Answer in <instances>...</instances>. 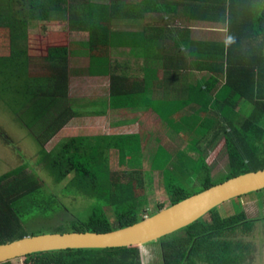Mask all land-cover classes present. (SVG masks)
Here are the masks:
<instances>
[{
  "label": "trees",
  "instance_id": "16d2710c",
  "mask_svg": "<svg viewBox=\"0 0 264 264\" xmlns=\"http://www.w3.org/2000/svg\"><path fill=\"white\" fill-rule=\"evenodd\" d=\"M128 6L127 1L108 5L90 0H0V25H5L8 37L7 53L0 54V97L6 99L15 119L33 137L38 147L37 162L52 175L54 183L73 173L65 191L96 199L86 219L71 217L63 221L71 223L70 231L104 232L143 218L147 193L133 186V181L141 186L142 179L137 176L140 171H114L108 157L109 150L116 149L119 165L138 168L143 155L141 139L139 133L72 136L61 139L50 150L44 147L70 116L78 114V108L61 105L68 89V46L49 45L43 55H34L30 48L32 39L26 32L32 19L51 20L52 14L67 11L71 29L90 32L88 69H79V73L96 72L94 68L102 63L96 49L103 41L108 45L133 44V33L112 30L111 23L127 21L134 10L170 13L181 8L190 18L222 24L225 41L211 46L198 39L193 40L195 45L191 42L195 53L209 59L202 60L208 62H202L199 68L208 70L210 75L203 82L190 85L185 101L149 97L133 86L125 87L123 77L112 74L108 106L145 105L166 122H172L182 108L194 110L181 114L177 126H173L177 132L184 126L188 128L191 145L178 154L172 163L174 170L168 168L174 155L171 151L159 146L153 152L150 169L162 174L169 204L193 194L180 182L177 172L196 174L201 190L217 183L212 180L206 155L219 137L224 140L228 157V172L220 182L264 167V0H140L132 5V11ZM156 30L153 35L158 39L162 35ZM188 40L184 34L181 42L193 47ZM35 59H41L36 63L44 70L42 75L31 71ZM10 100L14 105L8 104ZM102 104L94 105L95 114L102 112ZM195 126L197 135L192 128ZM189 152H196V157ZM27 165L23 162L0 174V244L32 235L25 230L27 222L61 206L36 173L26 170ZM108 205L114 213L112 221L105 209ZM163 207L158 205L154 212ZM254 220L242 209L222 215L214 207L156 240L162 264H242L249 254L248 245L233 234L238 229L248 232ZM139 248L140 245L39 251L0 264H141ZM18 259L22 262H13Z\"/></svg>",
  "mask_w": 264,
  "mask_h": 264
},
{
  "label": "rangeland",
  "instance_id": "374dc122",
  "mask_svg": "<svg viewBox=\"0 0 264 264\" xmlns=\"http://www.w3.org/2000/svg\"><path fill=\"white\" fill-rule=\"evenodd\" d=\"M17 2V0H14ZM96 3L112 4L116 0H90ZM122 5V2H121ZM69 14L67 11L54 13L53 20H29L27 27V34L31 38L30 48L34 51V55H43L44 51L49 45H63L69 46L68 49V63L70 70L86 67L88 57L80 56L78 51L86 48L82 42L84 40H90V32L81 30H73L68 25ZM218 26L220 23H216ZM203 30H199L195 35V38H207L208 34L201 33ZM226 33V32H224ZM220 36V35H219ZM218 36V37H219ZM222 40L225 36L222 35ZM82 44V45H81ZM8 37L7 28L5 25H0V54L7 53ZM87 52V50H85ZM110 51V50H109ZM108 51V52H109ZM84 53L81 51L80 53ZM78 53V54H77ZM105 51L99 55H103ZM86 54V53H85ZM107 54V53H106ZM114 54V53H113ZM117 55V54H115ZM121 56L118 58L120 59ZM32 61L31 71L33 74H40V65ZM112 64L115 62L113 56L111 57ZM73 72V71H72ZM69 75V74H68ZM67 82V96L65 101H61V105H73L74 108H78L82 102L89 107V101L95 99V96L102 95L101 86L104 84V80L95 79L91 77H84L79 74H72L68 76ZM98 84L99 86L95 85ZM107 87V83L105 82ZM100 87V88H99ZM2 94V90L0 89ZM106 93V92H105ZM7 98V97H6ZM9 100V99H8ZM0 97V174L20 165L23 162H27V171H34L36 177L40 179L48 191H51L57 198L61 206L53 211H49L48 214H38L31 218L26 226L25 230L29 234H41L52 232H67L72 230L71 223L66 222L71 217L84 220L90 214L91 207L95 204L94 198L87 197L83 194L73 193L72 191H65V187L68 181L72 178L73 173L68 174L61 182L54 183L52 175L43 168L41 164L37 162V145L33 137L28 135V130L24 128L17 119H15L14 112H12L8 105ZM8 104L14 105L11 100ZM16 107V106H15ZM74 121V120H73ZM91 122V121H90ZM89 124V121H88ZM86 122L82 123L79 120H75L70 125L73 128L69 131H57L55 135L45 142L44 147L48 150L52 149L56 142L62 137L72 135V133H95L97 128H91ZM105 132L117 131L113 126L103 129ZM69 132V133H67ZM30 133V132H29ZM38 134V132L36 131ZM165 143L170 148L173 145L185 143V139L175 140ZM195 158L196 152H189V155ZM109 165L112 170H118V155L117 152L109 154ZM207 162L210 166V174L214 182L222 179V177L228 172V157L224 147L223 138H218L210 146L207 155ZM172 170H174L171 167ZM143 173V171H142ZM148 181L144 184L147 188V205L144 206L143 216L150 215L154 212L156 207L160 204L164 206L170 205L168 195L163 188L162 174L152 171L144 172ZM180 182H182L187 190L191 193H196L201 190L200 183L196 174L184 175L177 172ZM97 202V201H96ZM222 215L233 214L239 210H243L247 217L255 218L253 227L248 232L244 233L241 230H237L233 235L235 239H238L248 245L249 254L247 259L242 264H264V188L246 193L239 197L231 198L227 201L216 206ZM107 214L111 221L114 220V213L110 205L105 207ZM74 219V218H73ZM139 256L141 264H162L161 249L158 241L149 242L140 245ZM14 263H21L22 259L13 261Z\"/></svg>",
  "mask_w": 264,
  "mask_h": 264
},
{
  "label": "crops",
  "instance_id": "0c3cea01",
  "mask_svg": "<svg viewBox=\"0 0 264 264\" xmlns=\"http://www.w3.org/2000/svg\"><path fill=\"white\" fill-rule=\"evenodd\" d=\"M116 1L119 3L122 2V4L124 1H127V4H129L128 9L129 11H132L130 10L132 5L138 3L140 0ZM111 29L126 30L133 33V39H136L131 40L133 44L129 45H108L106 42L104 43V41L102 44H98L99 47L96 49L98 51L97 57L100 58H98L99 60H102V63H99L100 66H98V68H94V71H96L94 73L78 72L79 69H88V63L86 64V67L83 68L74 70H70L69 68L68 76L70 77L72 74H79L86 78H100L102 79L101 81L104 80V84L101 86L102 95L98 94L95 96V99L90 100L88 108L87 104L82 102V104L78 107V114L70 116L66 120V123H64L59 129V131H69L73 128L70 124L75 120H79L82 123L86 122V124H88L89 121V124L86 126L97 128L98 131L90 134L72 133V135L62 137L60 140L72 136L139 133L143 154L140 166L138 168H129L125 164H117V166L120 171L138 169L140 173H138L137 176H140V179H142L141 186L136 185L135 181H133V186L136 187L137 190L142 188L143 191L147 193L148 187H144V184H146V181L148 180L144 172L152 171L160 173L158 170L153 171L150 169V164L154 154L153 152L159 146H164L165 149L171 151L174 155L171 159V163L168 164V168L170 169L171 167L173 168L172 163L177 161L178 154L191 146L188 140L190 137L188 128L186 129L184 126L183 130L177 132L173 126H177V120L181 114L192 113L194 110L189 109L188 107L182 108L176 115L173 116L172 122H166L151 108H148L145 105H139L131 108H111L108 106L110 95V75L118 74L122 76L125 87L131 89L133 86L134 89L141 90L149 97H154L160 100L178 99V103L183 102L185 101L183 99L188 95L190 85L192 84L195 86L198 83L203 82L210 75L208 70L199 68L202 62L208 61H202L206 58H203L201 54L195 53L196 47L194 46L195 43L193 40L198 39L206 41V46H211V44L215 42H223L226 39L224 33L225 28L222 24L218 26L215 22L190 18L184 9L177 8L175 11H171L170 13H164L162 11L134 10L129 15L127 21L112 20ZM156 29L160 30L162 35L158 39L153 35V33L157 31ZM199 30H203L201 33L208 34V37L195 38V35H199L197 34ZM82 31L87 32V30H81V32ZM142 31L145 32L144 35L142 33L137 34ZM155 34L157 35V33ZM184 34H186L187 39H189L188 41L190 43L188 44L193 42L192 44L194 45H190L193 47H187L185 45L186 43L181 42V39H184ZM222 35L225 36L224 40H222ZM174 39L176 42H174ZM87 42L90 41L84 40L82 42V44L86 45V48L78 51L80 56L83 55V57H85L87 55V52L85 51H88L89 49ZM81 51H84V53H80ZM103 51H105V53L103 55H99ZM112 56L115 61L113 64L111 63ZM120 56L121 58L118 59ZM105 82L107 83V87ZM95 85L99 86L98 84ZM93 102L95 103L92 104ZM101 102H103V104ZM101 104L105 105V107L101 110V113L95 114L94 105L98 107ZM108 125L110 127L113 126V128L117 131L105 132L103 129L108 127ZM178 127H180V124ZM192 128L195 129L193 130L195 134L199 131L196 126ZM172 138H175V140H181L184 138L185 143L182 144L179 142L178 145H173L168 148L165 143L173 141ZM114 151L117 152L116 149H110L108 157L110 156L109 154Z\"/></svg>",
  "mask_w": 264,
  "mask_h": 264
},
{
  "label": "water",
  "instance_id": "95a60500",
  "mask_svg": "<svg viewBox=\"0 0 264 264\" xmlns=\"http://www.w3.org/2000/svg\"><path fill=\"white\" fill-rule=\"evenodd\" d=\"M262 188L264 167L227 178L124 227L32 234L1 243L0 262L39 251L146 244L192 223L224 201Z\"/></svg>",
  "mask_w": 264,
  "mask_h": 264
}]
</instances>
